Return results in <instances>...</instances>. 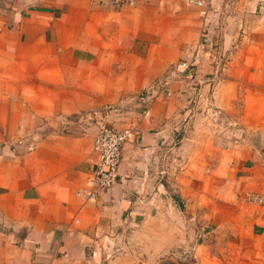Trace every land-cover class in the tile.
<instances>
[{
  "label": "crops",
  "instance_id": "obj_1",
  "mask_svg": "<svg viewBox=\"0 0 264 264\" xmlns=\"http://www.w3.org/2000/svg\"><path fill=\"white\" fill-rule=\"evenodd\" d=\"M200 1L0 0V264H118L114 225L161 232L173 191L196 244L191 263H172L264 264V203L251 201L264 197V48L251 32L213 98L242 140L186 143L195 156L172 171L173 120L188 115V81L172 76L205 41L222 38L224 55L239 39ZM104 122L135 134L119 183L84 202Z\"/></svg>",
  "mask_w": 264,
  "mask_h": 264
},
{
  "label": "rangeland",
  "instance_id": "obj_2",
  "mask_svg": "<svg viewBox=\"0 0 264 264\" xmlns=\"http://www.w3.org/2000/svg\"><path fill=\"white\" fill-rule=\"evenodd\" d=\"M208 6L212 7L211 9L217 15V20H224V24H227L231 31L239 32L237 33L239 39L234 41L235 44L224 55H221L220 48L222 38L218 39V42L215 40L205 41L203 43L205 47L201 45V53L194 54L196 77L186 84L187 119L173 120L171 146L174 156L172 160L174 173L179 166L181 167L182 161L184 162L191 155L195 156L193 154L195 147L186 146L188 145L186 143L195 145L196 142H199L204 150H209L213 144L221 142L222 139L232 143L242 140V133L236 131L239 126L235 127L234 124L231 125L222 119L219 110L213 104L216 87L221 81V69L219 71L218 69L225 64L230 51L241 49L244 44L248 43L242 39L244 33L251 32L255 38V42H253L255 47L264 48V0H215V3ZM3 7V2H0V10ZM206 57L210 59V64L213 67L217 66V71H211V69L207 71L203 67L202 64ZM113 109L114 107L111 105L104 106L98 110L99 113H102L99 116L101 117L104 115L103 113ZM90 114L95 116L94 112ZM195 132H199V134L196 135ZM220 134L221 138L218 137ZM207 155L209 154L207 153ZM173 199L178 206H172V212L169 213V217H166L165 224L161 226L159 233L149 236L146 225L129 228L122 223L115 224L111 230L114 232L115 240L110 245L112 252L108 257L111 259H116L117 256L124 257L123 261L118 264H154L160 259L169 260L166 264H174L170 260H175L178 263H191L195 251L196 230L193 228V224H190L189 219L186 220L181 215L183 207L176 200L174 191Z\"/></svg>",
  "mask_w": 264,
  "mask_h": 264
},
{
  "label": "built area",
  "instance_id": "obj_3",
  "mask_svg": "<svg viewBox=\"0 0 264 264\" xmlns=\"http://www.w3.org/2000/svg\"><path fill=\"white\" fill-rule=\"evenodd\" d=\"M202 6L200 0H189ZM195 56H188L181 60L173 79L191 81L195 79ZM164 84L167 86L168 81ZM132 128H119L108 123H100L98 132L93 141V154L96 157L95 167L90 173L85 188L77 192V196L84 202H95L102 194L108 193L120 181V165L122 163L123 148L134 136ZM20 141L19 144H23ZM29 150L34 145L28 146ZM251 201L264 203V197L251 196Z\"/></svg>",
  "mask_w": 264,
  "mask_h": 264
}]
</instances>
